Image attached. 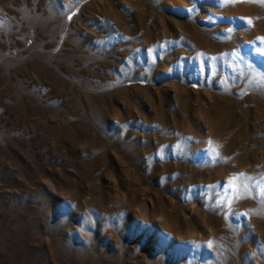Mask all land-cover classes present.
<instances>
[{
	"label": "rangeland",
	"instance_id": "obj_1",
	"mask_svg": "<svg viewBox=\"0 0 264 264\" xmlns=\"http://www.w3.org/2000/svg\"><path fill=\"white\" fill-rule=\"evenodd\" d=\"M0 264H264V0H0Z\"/></svg>",
	"mask_w": 264,
	"mask_h": 264
},
{
	"label": "snow or ice",
	"instance_id": "obj_2",
	"mask_svg": "<svg viewBox=\"0 0 264 264\" xmlns=\"http://www.w3.org/2000/svg\"><path fill=\"white\" fill-rule=\"evenodd\" d=\"M71 17H69V19H70ZM217 155H218V153H217Z\"/></svg>",
	"mask_w": 264,
	"mask_h": 264
}]
</instances>
